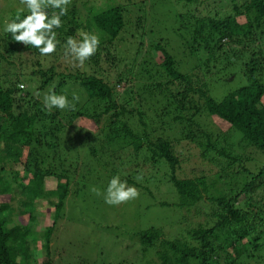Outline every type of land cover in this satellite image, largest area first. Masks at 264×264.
<instances>
[{"label": "trees", "instance_id": "16d2710c", "mask_svg": "<svg viewBox=\"0 0 264 264\" xmlns=\"http://www.w3.org/2000/svg\"><path fill=\"white\" fill-rule=\"evenodd\" d=\"M115 2L120 4L98 12L87 4L71 5L68 15L62 17V27L55 29L59 51H65L69 36L79 38L77 29L100 36L99 50L85 62L94 68L91 72L64 71L54 64L43 67L37 49L15 42L5 31L0 38L6 44L5 52L13 59L32 53L39 57L31 64V74L38 78L36 91L48 94L54 90L56 94L65 93L71 100L68 84H78L83 90L78 101L71 100L74 110L53 109L49 113L43 99H33L18 86L19 74H0V195L11 193L20 200L18 207L10 202L0 203V264H29L33 258L29 236H38L43 230H37L40 200L50 201L55 197L52 216L60 217L72 187V175L82 165L75 161L79 151L98 157L111 150L106 147L115 149L116 145L132 146L136 153L145 151V160L151 166L165 164L169 169L168 181L179 196L178 206L190 207L203 200L210 203V214L204 213L207 224L193 225L186 238H163L161 230L153 226L139 232L144 247H153L158 242L159 264L249 263L250 257L256 256L264 245L256 221L258 218L264 224V216H259L260 210L252 196L263 183L264 163L253 172L246 168L250 150L264 151V81L261 79L264 56L260 48H248L261 46L264 0H174L188 10L173 20L172 30L183 45L180 43L182 51H178L177 61L168 50V41L157 34V19L150 12L135 16L129 11L131 0ZM229 3L232 8L224 13ZM82 13L88 17L85 24L80 20ZM27 14L28 11L23 12L20 17ZM128 16H132L133 24L127 22ZM256 33L259 37H254ZM129 36L139 38L132 59L128 50L124 56L118 52L122 40ZM249 40L254 44H249ZM124 44L128 46L129 41ZM231 56L239 58V62L232 61ZM102 59L108 62L104 76L97 71L104 68L99 65ZM191 60L200 66H191L188 70L179 68L182 61ZM235 65L240 66L246 84L219 100L211 96L208 84L195 72L199 70L202 74L203 68L207 72L209 66L226 70ZM113 75L118 83L129 77L138 80L140 85L143 82L142 91H136L148 104L147 109L154 111V116L148 114L141 100L133 101V88L118 94L115 87L118 84L111 82ZM147 80H150L148 86ZM102 116L107 120L105 128L108 129L98 142L99 133L92 132L99 127ZM79 118L89 121L82 130L75 126ZM156 122L159 129L154 125ZM219 122L238 131L239 137L230 129H218ZM176 125L179 130L176 129L175 140L162 135L165 130L174 134ZM183 141L196 146L194 151L186 149L188 155H194V160L187 161L181 156H184L183 147L178 148L176 142L183 144ZM73 150L75 160H70ZM67 159L70 161L65 165ZM145 160L134 168L147 169ZM8 164H19L22 169ZM84 165L93 173L91 164ZM243 174H249V178L242 179ZM47 177H55V188L45 187ZM227 178L231 183L226 182ZM6 211L9 216L4 215ZM25 214L27 219L23 217ZM55 223L54 219L51 225H45V234L42 231L41 237L46 240L43 247H48ZM243 255L248 258L246 261L240 260ZM50 261L48 257L39 264Z\"/></svg>", "mask_w": 264, "mask_h": 264}, {"label": "rangeland", "instance_id": "374dc122", "mask_svg": "<svg viewBox=\"0 0 264 264\" xmlns=\"http://www.w3.org/2000/svg\"><path fill=\"white\" fill-rule=\"evenodd\" d=\"M131 2L132 7L130 10L128 9L131 14L136 16L139 13L146 14L150 12L151 16L157 19L155 21L157 34L159 37H165L168 41V45L172 47L170 48L168 46V50L171 53H174L177 61V53H179L178 51L180 50L181 42H179L175 36L172 30V25L173 20L177 16L179 17L180 14L188 12L185 6L180 7L178 4L179 2L175 3L174 0H131ZM83 4H87L88 7H92L93 10L98 12L109 5L120 4V2H115V0H72L69 6L74 5L81 7ZM231 8L232 3H229V5L225 6V9L223 10L224 13L231 10ZM27 11L28 9L26 5L22 4L21 0H0V38L4 36L3 33L6 24L16 18L18 14L20 15ZM87 18L86 14H80V20L83 24L86 23L85 21ZM240 18L242 17H239V19ZM148 20L146 21L147 26L150 23ZM127 22L133 24L134 20L132 16H128ZM130 34L131 32L128 33V35ZM256 36L259 37L258 33L254 35V37ZM138 40L139 38L137 39V36L130 37L125 41L122 40L123 45L121 46V49L118 50L119 55L122 56L125 50H128V56L132 59L135 54ZM127 41H129L128 46L124 44L127 43ZM252 43V40H249V44ZM5 45L6 44L0 40V74H19L18 79L20 82H18V84H20L18 86L23 84L24 87L21 89L28 91L33 99H43L46 95V91H36L38 78L31 74V64L36 57L37 59L39 57L32 53L28 55L23 54L20 58L13 59V57H9L5 52ZM181 46H183L182 43ZM251 46L255 45H250L248 47L251 50L254 48H260L264 56V36L260 47L259 45L256 47ZM144 47L145 44L142 49H144ZM64 52L65 51L61 49L60 51L56 50L54 56H41L39 54L43 67H48L49 65L54 64L64 71H74V69H79L81 71L85 70L87 72L93 71L94 68H92L91 65L84 64L83 66H79L77 63H73L70 59H66ZM153 54L154 53L152 52V55ZM229 58L233 59L232 61H236V63L239 62V58L237 60L232 56ZM137 60H140V55L137 57ZM198 60H202L201 57ZM196 62V60H194V62L192 60L182 61L179 68L181 70H188L191 66L196 65V67H199L200 65ZM99 65L100 67L102 66L101 68H104L102 70L97 69L98 74H102L103 76L107 75L105 69L108 66V62L102 59ZM119 66L123 67V64ZM119 66L118 69L121 70L122 68ZM195 72L199 78L202 79L203 77L202 82L208 84L211 96L217 100L221 99L230 91L246 84V79L238 65H235V68L226 70H222L221 66H217L216 68L209 66L207 72L204 68L201 70L203 75L200 74L199 70H196ZM261 73L263 74L261 79L264 81V71H261ZM111 82L118 84V86H115L118 94H120L123 89L127 90L128 88H133V101L136 102L141 100L146 104L143 107H146L145 109L148 114L154 116V111L150 108L147 109L148 104L142 100L141 95L136 91V89L142 91L144 88L143 82L140 85L138 80H132V78L129 77V80H121L120 83H118L115 75L112 76ZM149 83L150 80H147V86ZM67 87H71L69 91H71L70 95L72 97L74 95L80 97L83 92L82 87L75 83L68 84ZM125 96H127V94ZM88 122L89 121L86 118H79L75 121V126L82 130L86 127ZM154 125L159 129V123L156 122ZM106 126L107 120L102 116L99 120V127L92 132L93 134L99 133L98 142L102 138V133L104 135V130L108 129V127L105 128ZM217 128L223 131L230 129L239 137L238 131L235 130V132L232 128L227 125L224 126L220 122L218 123ZM176 129L179 130L177 125L173 130L175 132L174 134L165 130L162 135L175 140L178 135ZM186 143L187 142L185 141H183V144L176 142V144L179 145L178 148L183 147L182 153L184 156H181L183 159L187 158V161L194 160V155L192 153L188 155L186 149L189 148L194 151L196 150L194 148L196 146H194L193 143ZM116 146L115 149L114 146L111 148L110 146L106 147L107 149H111L109 152L105 153L104 151L102 154L98 153V155L100 154L99 160V156H88V152L86 154L85 151L79 150L78 157L75 160L74 150L72 151L70 155L72 157H69L70 160L73 159L77 163L82 164L81 168L77 170L75 176L72 175L74 181H70L71 183L73 182L71 184L72 187L69 191V195L63 203L59 218L54 215L52 216L54 212L52 202L56 201L55 197H49L51 198L49 200H52L51 202L47 199L40 200L42 204H39L41 217L39 219L40 222L37 224V230H43H40L41 233L38 236L35 234L29 236L31 243L33 244H31L33 258L29 260V264H39L48 257L51 261L46 264H159V258L156 254V251L159 248L158 242H156L157 244L153 247H144L141 243L139 232L153 226L161 230L163 238H186L187 231L192 228L193 225L207 224L205 214H210V203H204L205 201L203 200L197 205L190 207L178 206L176 203L179 200V196L173 185L168 181L169 169L165 164L151 166V163L145 160V151L140 150L136 153L132 146ZM110 153H112L113 156H111ZM135 153L136 159H134L135 156L133 155ZM141 158L145 160L147 163L146 165L149 167L143 169L140 166H137V170L134 166L144 161H142ZM70 160L67 159L65 165H67ZM58 161H60L59 158L57 159V162ZM85 162L92 165L93 173L91 171L90 173L87 170V167L84 165ZM263 163L264 151L262 152L254 149L249 151V161L246 163V168L249 171L253 172L257 170ZM18 165L19 164L12 166L11 164H8L7 166L19 170L22 169V167H19ZM117 175L121 180H126L129 186H134L139 190L140 195L138 199L120 204L119 206H111L105 203L103 193H105L111 178ZM138 177H141V179H137ZM246 178H249V174L242 175V179ZM45 182V187L47 189H53L56 186L55 177H47ZM226 182L231 183L228 178ZM93 187L99 189L102 194L97 195L92 192ZM252 196L255 199V206L258 205V210H260L259 216H264V214L261 213V211L264 212V206L262 207V205H264V175L263 183L255 189ZM1 202H10L14 206H20L19 197L16 195L13 196L11 193L1 194L0 203ZM4 215L9 216V212H4ZM10 215L12 216L13 214ZM23 217L24 219H27V214L23 215ZM54 219L56 220V223L47 242L48 247H43L46 240L41 238L43 236L42 231H44L45 225H51ZM208 220H211L210 216ZM256 221L257 224H259L257 231H259L264 243V232H261V230H264V224H262L258 218ZM35 236L38 237L37 242L33 239ZM250 258L251 260L249 263L246 261L248 258H244V255L240 260L246 261L244 264H264V245L262 246V250L258 252L256 256Z\"/></svg>", "mask_w": 264, "mask_h": 264}, {"label": "clouds", "instance_id": "9594fccd", "mask_svg": "<svg viewBox=\"0 0 264 264\" xmlns=\"http://www.w3.org/2000/svg\"><path fill=\"white\" fill-rule=\"evenodd\" d=\"M71 2L72 0H21L26 5L28 14L23 18L18 14L6 24L4 31L10 33L15 42L37 49L41 56H50L56 52L59 44L55 29L62 27V17L68 15ZM77 36L79 39L72 36L67 38L64 55L66 59L83 66L99 50L101 38L98 34L83 29H77ZM20 87L23 88L24 85L21 84ZM72 100L78 101L79 97L74 95ZM43 104L49 113L53 109L75 108L68 96L56 94L54 90L43 97ZM92 192L102 194L95 187ZM103 195L106 204L119 206L138 199L140 193L136 187L129 186L126 180H121L117 175L111 178ZM19 259L17 258L18 261Z\"/></svg>", "mask_w": 264, "mask_h": 264}]
</instances>
